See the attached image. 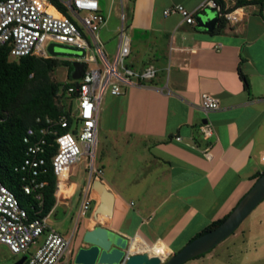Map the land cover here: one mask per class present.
<instances>
[{
  "label": "crops",
  "instance_id": "crops-1",
  "mask_svg": "<svg viewBox=\"0 0 264 264\" xmlns=\"http://www.w3.org/2000/svg\"><path fill=\"white\" fill-rule=\"evenodd\" d=\"M120 1L128 10L130 36V59L124 65L135 72L153 65L156 73L148 80L132 77L131 84L121 86L122 93L107 92L102 98L103 127L99 121L98 127L104 130L99 140L96 136L95 149L98 142L99 178L113 192V204L94 217L95 198L79 221L92 179L68 226L77 185L67 181L47 216L57 219V226H51L56 232L78 239L76 250L84 231L102 224L131 239L134 250L173 253L230 212L264 169V6L221 0L228 9L238 8L240 19L208 32L178 14L162 13L182 4L195 15L216 14L209 6L198 9L207 0ZM202 93L217 98L218 107L204 111ZM204 125L211 129L208 136L201 130ZM76 170V164L70 167L68 180ZM257 221L262 224L261 217ZM236 231L226 249L234 247L237 261L208 252L190 264H264V236L252 248L245 240L253 239L254 232ZM74 250L66 263L74 259Z\"/></svg>",
  "mask_w": 264,
  "mask_h": 264
},
{
  "label": "built area",
  "instance_id": "built-area-1",
  "mask_svg": "<svg viewBox=\"0 0 264 264\" xmlns=\"http://www.w3.org/2000/svg\"><path fill=\"white\" fill-rule=\"evenodd\" d=\"M61 7H58V4ZM0 0V47L9 46L10 55L20 57L33 55L37 57H52L48 52L51 42L64 43L85 49L82 59L85 70L79 80L77 103L72 108L71 115L77 118L81 126L71 127L70 131L55 136L56 150L51 157V165L56 176V198L68 181L69 169L77 164L83 156L90 158L89 180L99 178L101 169L93 166L92 159L96 145L98 121L103 96L109 92L112 95L122 93L123 84H131L132 77L151 79L156 68L148 66L142 72H135L124 65V59L130 52V36L125 28V14L120 12L121 24L118 31V46L112 61H109L103 49L97 32L106 24V16L100 13L99 0ZM209 6L215 10L218 17L227 22L235 23L240 19L238 8L228 9L217 0H207L198 9ZM164 16L178 14L182 20L195 24V13L186 9L182 4L165 7ZM83 33L90 34L95 50L103 64L88 68L89 62L97 63V57L89 54L90 46L83 37ZM69 91L76 88H69ZM201 108L204 111L216 109L218 99L208 93L200 97ZM37 121L40 119L37 118ZM46 118V123H51ZM62 127L67 126L64 115L57 120ZM76 129L75 132L72 129ZM208 136L211 129L205 125L201 127ZM51 133H54L50 129ZM34 129L28 127L24 141L28 143L27 155L24 166L31 168L43 163L40 155L44 152V140H31ZM33 182V180H32ZM35 184V186H42ZM89 189V188H88ZM29 185L24 186V191H31ZM95 198L86 190L83 194L79 216H84L91 210V202ZM48 216L27 218L26 210L20 205L15 194L0 182V244L5 245L12 254H25L26 259L22 264H56L70 252L71 237H65L49 228L43 243L31 254H26L29 246L48 228ZM153 244V243H152ZM144 251V250H141ZM130 252H132L130 250ZM172 251H169L161 261H165ZM128 254H126L127 256ZM123 259L121 264H124Z\"/></svg>",
  "mask_w": 264,
  "mask_h": 264
},
{
  "label": "trees",
  "instance_id": "trees-1",
  "mask_svg": "<svg viewBox=\"0 0 264 264\" xmlns=\"http://www.w3.org/2000/svg\"><path fill=\"white\" fill-rule=\"evenodd\" d=\"M53 1L57 3V0ZM217 1L223 5L221 0ZM249 3L264 6V0H238L235 5ZM224 23L225 20L219 17L218 27ZM61 63L57 57H13L9 46L0 47V182L15 194L30 220L47 216L55 206L56 176L51 165V157L56 150L55 136L70 131L71 127L75 128L74 124L78 121L71 115L72 103L64 104L63 100L66 92L69 98H76L75 90H68L75 87L74 83L61 85L52 77ZM71 71L72 67L69 66V77ZM62 115L67 119L68 125L65 127L57 122ZM37 118L40 120L37 121ZM46 118H50L51 123H46ZM28 127L34 129L31 140L37 137L44 140V152L40 155L44 161L37 167L24 166L22 169L28 158V143L24 141ZM74 128L73 132L76 131ZM263 172L264 169L254 175V180ZM42 182V186H35ZM25 185L31 187L29 193L24 191ZM229 213L211 221L193 238L218 226Z\"/></svg>",
  "mask_w": 264,
  "mask_h": 264
},
{
  "label": "water",
  "instance_id": "water-1",
  "mask_svg": "<svg viewBox=\"0 0 264 264\" xmlns=\"http://www.w3.org/2000/svg\"><path fill=\"white\" fill-rule=\"evenodd\" d=\"M196 27L212 32L219 17L195 15ZM48 52L52 57L66 56L71 58L70 77L75 81V96H78L79 80L85 70L82 59L85 49L64 43L51 42ZM100 178H95L90 186V195L98 200L93 216L98 217L110 210L114 194L108 190ZM264 199V172L257 178L251 188L243 195L227 217L215 228L189 240L181 249L174 252L165 261L147 251L130 252L131 239L113 232L102 224L87 228L81 238L82 245L74 254L75 264H183L184 262L212 250L216 245L230 236L250 215L253 209ZM126 254H128L126 256ZM26 255H22L12 264H22Z\"/></svg>",
  "mask_w": 264,
  "mask_h": 264
},
{
  "label": "rangeland",
  "instance_id": "rangeland-1",
  "mask_svg": "<svg viewBox=\"0 0 264 264\" xmlns=\"http://www.w3.org/2000/svg\"><path fill=\"white\" fill-rule=\"evenodd\" d=\"M99 6H100V13L104 16H107V20H106L105 26L102 27L97 32V35H98L101 43L103 44V49L107 54L108 60L112 61L113 53L116 50V46H117V42H118L117 28L120 27V24H121L119 14H120V12H124L125 13V19H126L127 14H128V10L126 8V5L123 7L120 0H99ZM126 21H127V19H126ZM126 21L124 22L125 24H126ZM83 37L87 41L88 45L90 46V48L88 50L89 54H94L98 60L97 63L89 62L87 64V67L91 68V67L100 66L102 68L103 64H102V62H101V60H100V58H99V56L95 50V45L93 43V40H92L90 34L83 33ZM57 58L59 60H61L63 63H61L60 65H58L55 68V70L52 74L53 75L52 77L55 78L57 81H59L61 83V85H64V84L71 85V84L75 83V81L71 77L68 76V68H69V66H71V62H72L71 58L66 57V56H58ZM129 59H130V56L126 57L124 59L125 65L127 64ZM63 100H64V104H68L69 102H71L73 107L77 103L76 98H69L68 92L65 93V97L63 98ZM102 107H103V101L101 102L100 117H99V126H101V127H103L102 121H101V125H100V118H101V116H103ZM101 113H102V115H101ZM74 125L76 127H80L81 123L78 120L75 122ZM99 129L97 132L98 140L102 137V135H103L102 131L104 130V128L103 129L101 128L100 130ZM98 149H99V146H98V142H97V146L95 149V157H93V166L96 169L98 166V163H97ZM76 168H77L76 172L74 174H72L68 180L69 182H75L77 185L76 193L71 198V208H70V211L68 212V217L66 218L68 226H71L72 223H74L76 218H77L78 205L80 202L82 190L87 185V182L89 180L90 158H87V156H83L81 158V160L76 164ZM87 213L84 216H86ZM84 216H81L79 221L81 219H83ZM48 217L49 218L47 220H48V226L49 227L43 231V233L37 238L35 243H33L29 246L28 250L26 251V254L33 253L36 250V248L39 247L43 243L46 235L48 234L49 228H52L51 226H57V219H55L53 216H48ZM259 217H261V219H262L261 225L257 221V218H259ZM243 228H246L247 231L250 230V231L254 232L253 233V239H251V240L246 239L245 240L247 242V243L245 242L246 243L245 246H250V247L254 248L255 243H259L261 238L264 236V199L253 209V211L246 218V220H244L239 225V227L236 229L237 230L236 232H238L239 230H241ZM234 238H235L234 235L231 234L225 240H223L218 245H216L209 252L219 254L218 257H221V258L224 257L225 259H228V260L230 259L231 262L234 263L235 261H237V259H236L237 256L235 255V252H233V250H234V249H232L233 246L230 245L228 247L231 249H226V246L231 244V242L234 241ZM74 239L75 238H73V240L71 241L70 247L74 246L75 247L74 251H76V243H77L78 239L77 240H74ZM185 244H186V242L182 246H180L179 248H175V250H173V253L178 251L179 249H181V247H183ZM158 249H161V254H159V256L161 258H164L166 256L165 250L162 248H158ZM251 253H254V251H251ZM229 254H232V256L228 257ZM22 255H24V254H22V253L12 254L7 249V247L5 245L0 244V264H12L14 261H16ZM65 257L66 256H64L56 264H75L74 259H70L69 262L66 263L67 259ZM190 260L191 259L184 262L183 264H190Z\"/></svg>",
  "mask_w": 264,
  "mask_h": 264
},
{
  "label": "bare ground",
  "instance_id": "bare-ground-1",
  "mask_svg": "<svg viewBox=\"0 0 264 264\" xmlns=\"http://www.w3.org/2000/svg\"><path fill=\"white\" fill-rule=\"evenodd\" d=\"M130 250L131 251H138V250H134L133 248H131V245H130ZM141 251V250H140ZM144 251H147L149 252L151 255H156L158 257H160L153 249H145ZM161 258V257H160Z\"/></svg>",
  "mask_w": 264,
  "mask_h": 264
}]
</instances>
